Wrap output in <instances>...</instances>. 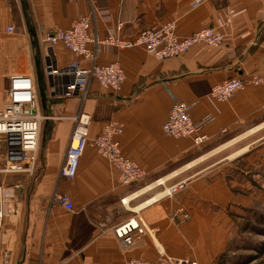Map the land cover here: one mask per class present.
<instances>
[{
	"label": "crops",
	"instance_id": "obj_1",
	"mask_svg": "<svg viewBox=\"0 0 264 264\" xmlns=\"http://www.w3.org/2000/svg\"><path fill=\"white\" fill-rule=\"evenodd\" d=\"M197 1L0 0V110L9 75L30 71L45 116L34 171L0 172V264H127L132 257L157 260L160 250L215 264L234 240L241 213L264 201V180L233 162L264 142V89L248 86L227 102L210 95L212 86L225 79L264 77V0ZM92 6L91 33L101 39H131L175 21L180 36L213 26L224 40L219 46L197 44L165 59L143 47L106 44L97 61L121 64L126 72L122 91L114 94L93 81L85 100L64 98L47 66L53 60L63 67L77 56L61 45L52 48L45 37L89 14ZM229 8L234 12L229 14ZM174 97L191 105L194 121L215 117L202 129L207 136L202 144L163 132ZM80 114L88 118L90 137L108 120L121 122L123 153L148 175L122 186L118 170L88 146L76 176L63 177ZM64 193L72 197V210L59 201ZM136 213L150 232L123 249L114 228Z\"/></svg>",
	"mask_w": 264,
	"mask_h": 264
},
{
	"label": "built area",
	"instance_id": "obj_2",
	"mask_svg": "<svg viewBox=\"0 0 264 264\" xmlns=\"http://www.w3.org/2000/svg\"><path fill=\"white\" fill-rule=\"evenodd\" d=\"M203 1L198 0L197 4ZM228 12L231 14L234 10L229 8ZM94 21L95 8L92 6L89 14L75 19L69 27H59L46 34L45 41L52 48L61 45L77 56L63 67H59L53 60L47 66V74L52 78L54 88L61 97L78 95L85 100L93 81L114 94L122 91L126 72L121 64L119 62L100 64L97 61L99 53L106 44L119 48L143 47L156 58L165 59L178 56L197 44L219 46L224 40L223 32L213 26L200 28L188 36H180L175 21H167L157 27L148 28L131 39L118 36L101 39L96 33H91ZM8 30L12 32L14 27L9 26ZM80 58L88 60L90 64L85 65ZM248 86H260L264 89V77L251 75L225 79L212 86L210 95L218 102H227L237 91ZM190 108L191 105L174 97L169 116L163 124V132L176 138L191 137L194 143L199 145L207 140V136L202 133L203 127L215 117L208 115L200 121H194L190 115ZM44 119L33 72L10 74L4 103L0 110L1 173L34 171L39 156L40 134ZM75 119L76 125L61 169L63 177L76 176L80 160L88 146L93 147L118 170V182L122 186L134 184L148 175L145 168L123 153L119 139L124 131L121 122L108 120L98 135L90 137L87 116L80 114ZM257 176L261 175L258 173ZM59 201L66 209H73V200L69 194H61ZM123 201L125 202V199ZM178 212L185 219L190 218L185 208L179 207ZM3 219L4 212L0 208V223ZM147 232H150V229L139 213L114 228V233L123 249L131 247ZM127 264H198V262L189 258L175 257L160 250L157 260L132 257Z\"/></svg>",
	"mask_w": 264,
	"mask_h": 264
},
{
	"label": "rangeland",
	"instance_id": "obj_3",
	"mask_svg": "<svg viewBox=\"0 0 264 264\" xmlns=\"http://www.w3.org/2000/svg\"><path fill=\"white\" fill-rule=\"evenodd\" d=\"M233 162L244 170H251L250 176L259 173L264 180V142L244 150ZM241 214L234 240L215 264H264V201Z\"/></svg>",
	"mask_w": 264,
	"mask_h": 264
}]
</instances>
